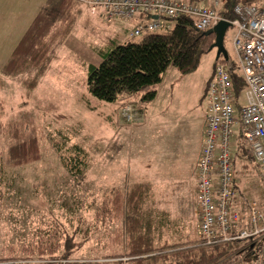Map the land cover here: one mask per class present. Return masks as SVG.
I'll list each match as a JSON object with an SVG mask.
<instances>
[{
	"label": "rangeland",
	"instance_id": "1",
	"mask_svg": "<svg viewBox=\"0 0 264 264\" xmlns=\"http://www.w3.org/2000/svg\"><path fill=\"white\" fill-rule=\"evenodd\" d=\"M209 3L210 0L206 5ZM82 9V16L68 37L56 48L48 72L32 92L26 91L24 84L33 78L34 70H27L13 78L1 77L3 83L0 87L1 159L5 161L6 148L13 142L7 134L9 123H13L17 130V140L23 141L30 137L37 139L41 156L40 160L23 168L12 169L4 166L5 171L13 177V187L6 195L5 203L0 206V258L3 259L21 255V246L34 240L33 233L44 234L54 222L68 228L71 224L69 219L83 217L89 223L93 219L91 206L116 188L118 166L116 124L123 118L122 109L126 104L121 103L127 93L119 94L112 103L95 99L84 84L86 82L84 66L89 64L98 66L102 57L98 56L97 50L104 47L109 40H113L112 34L120 28L129 29L131 23L129 20L120 23L108 22L88 6L87 9L85 7ZM124 40L137 41V38L117 41L122 43ZM223 45L231 57L230 43L225 40ZM220 60H223V55H217V50L212 49L202 55L196 70L188 74H181L170 65L163 73L160 83L142 88L134 94L144 96L150 90H155L159 96L172 93L177 98L175 100L178 105L195 111L198 109L197 112L200 114L205 79L211 73L213 63L216 64L215 62ZM231 67L235 69L233 65ZM85 102L93 110L86 109ZM127 105L134 107L130 103ZM193 121L195 122V119H192L190 113L182 120L170 119L162 129L155 149L163 150L166 155L173 157V160L180 159L181 155L188 157L197 146V136L191 126ZM66 140H69V145H79L86 154V169L83 170V178L79 180L66 172L59 157L51 148L52 142L63 143ZM235 151L234 144L233 152ZM248 162L246 172L248 184L246 183L245 191L262 205L264 186L259 179L260 171L254 163L249 160ZM235 164L241 168L243 161L235 157ZM243 183L239 186L241 190L244 189ZM187 192L188 190H185L186 194ZM188 197L183 194L181 201ZM191 198L186 207H191ZM195 207L197 208L196 205ZM76 223L75 219L73 225ZM113 232L112 226L90 230L85 234L83 245L74 252L73 258L78 261L95 260L116 253ZM194 237L196 238V234ZM37 238L38 236L35 239ZM55 263L9 261L6 264Z\"/></svg>",
	"mask_w": 264,
	"mask_h": 264
},
{
	"label": "trees",
	"instance_id": "2",
	"mask_svg": "<svg viewBox=\"0 0 264 264\" xmlns=\"http://www.w3.org/2000/svg\"><path fill=\"white\" fill-rule=\"evenodd\" d=\"M74 1L77 0L46 2L2 66L0 87L3 84L1 77L13 78L27 70H34L33 78L24 84L29 93L34 90L54 57L56 48L73 29L79 15ZM184 1L205 6L204 0ZM218 1L221 6L219 14L226 20L234 18L233 8L236 5L264 6V0ZM170 22V29L145 33L137 38V41L125 40L118 43L117 40H109L104 47L98 49L97 54L102 57L101 63L98 66L85 65L84 84L89 94L99 101L112 103L121 93H138L142 88L160 83L163 73L170 65L181 74L196 70L202 55L210 51L214 35L208 34V30H196L191 18L186 16H178ZM231 69L234 87L239 91L242 88V80L233 71V67ZM154 94L155 92L150 90L143 98L152 99ZM85 105L89 108L86 102ZM8 125L7 134L13 142L6 148L4 162L0 154V206L5 203L6 195L13 187V177L5 171L4 166L12 169L23 168L41 157L35 137L19 141L13 123ZM235 146L234 162L235 157H245L257 166L240 138L235 140ZM51 148L72 178H83V170L87 165L86 154L79 145H69V140H66L63 143L52 142ZM148 188L149 186L144 184L142 188L139 185L134 187V190H114L111 194L103 195L99 202L91 206L92 222L87 223L83 217L71 218L68 228L54 222L44 234L34 232V240L21 246V255L0 258V264L9 261L92 264L91 260H76L73 254L83 245L85 234L92 229L98 230L102 225L114 227L113 243L116 247L125 244L126 252L123 256L129 258L128 264H249L259 254L260 243L216 241L206 244L200 239L187 243L161 241L163 228L153 227L149 219L141 217L140 209L148 194ZM241 213L245 214L246 211ZM75 219L77 223L73 225ZM117 256L122 255L112 253L102 258Z\"/></svg>",
	"mask_w": 264,
	"mask_h": 264
},
{
	"label": "built area",
	"instance_id": "3",
	"mask_svg": "<svg viewBox=\"0 0 264 264\" xmlns=\"http://www.w3.org/2000/svg\"><path fill=\"white\" fill-rule=\"evenodd\" d=\"M93 11L100 10L106 21H128L144 17L130 32V38L171 28V19L191 18L196 30L207 31L220 21L229 23L223 42L230 43L229 57L223 45V60L216 62L207 85L204 103L202 147L196 163L198 236L216 241L260 243L253 264H264V201H251L242 214L233 206L236 187L233 147L240 138L260 171L264 186V6L236 5L234 18L219 14L220 2L209 5L171 0H81ZM241 78L237 91L231 76ZM238 92V93H236ZM131 106L122 116L131 120ZM126 256L103 257L92 264H128Z\"/></svg>",
	"mask_w": 264,
	"mask_h": 264
},
{
	"label": "crops",
	"instance_id": "4",
	"mask_svg": "<svg viewBox=\"0 0 264 264\" xmlns=\"http://www.w3.org/2000/svg\"><path fill=\"white\" fill-rule=\"evenodd\" d=\"M47 1L0 0V70ZM74 2H76V10H79L76 23L80 16H82V8L85 7L87 9V6L78 1ZM207 3L208 0H204L203 4L206 5ZM96 11L99 13L97 15H102L100 10ZM144 20L145 18L140 16L130 19V28H120L119 31L112 34L113 40L130 39L131 30L138 22ZM111 22L120 23L123 21L113 20ZM220 54L222 53L217 52V55ZM53 59L54 57L45 73L39 78L37 85L48 72ZM213 69L214 63L211 73L206 77L203 85L200 114L197 112L198 109L195 111V109L191 110L178 105L175 100L177 98L172 93H165L159 96L155 90H153L155 94L152 99H144L140 94H125L121 103H125L126 106H129L127 104L130 103L134 107H131V120H127L122 116L123 118H120L121 121L119 122L118 120L116 124L117 184L116 188L108 194H111L114 190L126 192L139 185L142 188L144 184L149 186L148 194L140 209L141 217L149 219L150 225L153 227L159 226L163 228L161 236V241L163 242L187 243L199 239L198 216L195 207L198 201L195 172L202 147L205 92L212 78ZM84 107L93 110L90 107H86V105ZM111 110L112 115H114V110L112 108ZM188 113L191 114L192 119H195V122H191V126L197 136V146L188 157L181 155L180 159L173 160V157L169 154L166 155V152L164 153L163 150L155 148L165 124L170 119L179 118L182 120ZM165 138H167L166 135ZM240 160L243 161L241 168L234 162V167L236 168V187L233 206L242 212L247 211L248 204L251 201H256L245 191L248 184L246 172H248L247 165L249 162L245 157ZM242 183L244 189L241 190L239 186ZM185 190H188V194L185 193ZM183 194L189 197L181 201ZM190 197H192L191 207H186L185 205L190 201ZM102 226L105 227V225ZM194 234H196V238ZM115 252L124 255L126 252L125 244L122 243L117 246ZM249 264H253V261Z\"/></svg>",
	"mask_w": 264,
	"mask_h": 264
},
{
	"label": "water",
	"instance_id": "5",
	"mask_svg": "<svg viewBox=\"0 0 264 264\" xmlns=\"http://www.w3.org/2000/svg\"><path fill=\"white\" fill-rule=\"evenodd\" d=\"M229 27V23L225 21H220L216 26L212 27L207 31L208 34L214 35V42L210 46V50L216 49L217 52L222 53L223 52V38L225 31Z\"/></svg>",
	"mask_w": 264,
	"mask_h": 264
}]
</instances>
